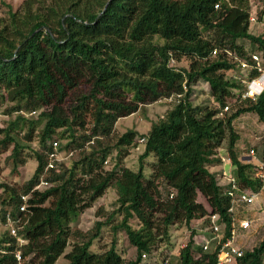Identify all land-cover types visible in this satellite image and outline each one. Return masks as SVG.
<instances>
[{
  "label": "trees",
  "instance_id": "obj_1",
  "mask_svg": "<svg viewBox=\"0 0 264 264\" xmlns=\"http://www.w3.org/2000/svg\"><path fill=\"white\" fill-rule=\"evenodd\" d=\"M256 3L257 19L264 20V0H24L16 10L8 5L0 16V109L10 116L0 124V174L3 160L15 172L25 165L26 151L37 167L22 183L0 181V222L8 212L19 216L20 195L31 193L28 220L19 230L28 239L25 264H55L68 245L67 264H142L144 252L171 244L174 226H187L191 237L180 254H170V262L215 264L219 246L204 251L197 245L194 223L200 220L203 229L207 216L217 213L227 224L223 241L230 235L231 197L210 169L220 162L217 149H227L242 188L260 184L255 162L238 150L235 120L255 113L264 125V90L255 98L233 99L246 87L234 77L237 62L225 52L248 59L264 50V31H251ZM184 57L187 65H171ZM258 75L253 71L250 78ZM199 80L210 86L209 106L191 99ZM80 86L87 90L69 103ZM171 95L165 114L141 136L146 141L138 169L126 166L138 132L115 136L117 122ZM33 110L37 118L25 114ZM55 139L77 158L47 173L50 186L31 192ZM258 157L264 160V148ZM110 188L117 192V207L110 213L100 207L105 218L92 230L73 225ZM107 225L126 233L136 258L126 261L117 239L107 249H92ZM15 250L9 231H0V264H19ZM239 264H264V239Z\"/></svg>",
  "mask_w": 264,
  "mask_h": 264
},
{
  "label": "rangeland",
  "instance_id": "obj_2",
  "mask_svg": "<svg viewBox=\"0 0 264 264\" xmlns=\"http://www.w3.org/2000/svg\"><path fill=\"white\" fill-rule=\"evenodd\" d=\"M24 0H0V16H5L8 13V5H11L15 10L20 8L23 4ZM253 14L256 16L259 10V6L256 3L253 8ZM251 31L256 32L257 34L262 33L264 31V20L253 22L251 24ZM246 42V40H244ZM188 59L184 57L180 63H176V61H171V65L178 66L180 65H187ZM228 76L231 75V72L227 73ZM87 88L84 86L78 87L74 90L72 94V100L69 103H72L75 98H77L81 93L86 91ZM191 99L195 104H202V105H211L213 104V98L210 94V86L204 80L197 81L191 93ZM169 103L171 101L167 100V98L161 99L159 101L149 103L146 105L143 110H139L138 112L120 118L116 124V132L115 136H120L128 129H134L138 132L136 140L138 142L135 147L131 150L129 156L125 159V165L131 167L133 169H138L140 162L139 156L142 154L144 149V143L140 141L142 134H146L153 121L158 120L161 116L165 114L167 109L169 108ZM235 107V106H233ZM2 116H0V124H5L7 120L10 119V116L4 114L3 108L0 109ZM29 117H38V113L35 115H27ZM235 127L241 134V138L239 140L240 144V153L247 156L249 150L252 147L256 148L257 154L262 155V151L264 148V125L259 120L258 116L255 113H245L241 115L239 118L235 120ZM33 146H37V140L33 142ZM116 151L114 152V154ZM9 153H5L3 155V159ZM65 154H63L64 157ZM27 161L25 165L20 166L16 172L13 171V165L11 161L6 162L5 160L2 161L3 170L0 174V181H12V182H19L22 183L28 180L33 172L37 167V161L33 153L26 151ZM220 156V155H219ZM77 158V154L74 157L64 159V162L70 166L73 164L75 159ZM222 158V157H221ZM224 158V156H223ZM225 161L231 163L229 153L225 157ZM223 161V159H222ZM112 162V161H110ZM108 162L106 164L107 168L112 167V163ZM114 162V161H113ZM224 162V161H223ZM100 207L106 208V211L110 213L117 207V192L115 189L110 188L103 197L99 198L92 207L86 209L80 217L73 223V225L78 226L79 229L82 231L92 230L93 226L98 220H104L105 216L99 215L98 209ZM246 208V206H245ZM251 212L249 217L254 219L255 224H260V232L253 233L251 229L250 232L246 231L242 232L240 236V241L242 242L244 248L246 249H253L255 246L259 245V242L264 238V200L262 204H256L250 207ZM113 224V223H112ZM200 220H196L194 223V228L197 230V239L200 237L201 234H206V236H211L209 230H202L200 227ZM199 228V229H197ZM4 229L2 222H0V231ZM199 235V237H198ZM191 237V229L187 226H174L172 227V236H171V244H168L164 247H161L154 252H147V258L143 259L142 264H162V260L164 259L165 249L168 254H178L180 249L184 244H186ZM117 239V244L120 250H123L125 260H131L136 258L137 251L134 246H132L129 242V239L124 231H117V233L112 230V225H107L103 228L102 236L95 241L92 249L100 250V249H107L110 247L112 241ZM199 244V242L197 243ZM71 249V246L68 245L65 252L58 258L55 264H67V259L65 254L68 253ZM177 257V256H176ZM173 261L169 264H176V259H172Z\"/></svg>",
  "mask_w": 264,
  "mask_h": 264
},
{
  "label": "built area",
  "instance_id": "obj_3",
  "mask_svg": "<svg viewBox=\"0 0 264 264\" xmlns=\"http://www.w3.org/2000/svg\"><path fill=\"white\" fill-rule=\"evenodd\" d=\"M250 19L252 22L258 21L257 16L253 13L251 14ZM216 52L217 49L213 51V53ZM225 52L237 62L238 67L240 68V71L235 73L234 77L246 87L243 92L238 91L233 99L238 96H240L241 99H246L255 98L260 95L264 90V82H260L264 76V50H256L252 52L248 59L241 58L230 50H226ZM253 71L259 72V75L255 78H250V74ZM182 95L183 93L178 94L177 98L182 97ZM166 98L169 101H173L175 96L171 95ZM227 110H229V105L224 107L221 114ZM37 113L38 112L36 110H33L25 114L35 115ZM2 115L3 114H1L0 110V116ZM140 141L144 143L146 138L142 137ZM50 143L51 149L48 151V162L45 167V171L41 174L39 182L32 188L31 192L35 190H42L50 186L51 181L47 178V173L52 169L59 170L60 164L64 162V159L71 158L74 155L73 150L69 152L62 150L59 140L55 139L50 141ZM63 154H65L64 157ZM246 157L255 162L253 172L255 178L260 184L257 189H245L240 186L239 182L232 173L226 174L224 172V176L226 175L227 177V182L224 185V192L226 195L231 197V206L229 209L231 219L229 227L230 235L225 241H223V233L227 224L221 219L220 214L212 213L207 216L209 225L202 229L204 231L209 230L211 236L207 237L206 234H201L200 237L198 235V239L196 238L197 234L195 236V243L197 244L199 242L197 245L202 247L204 251H208L213 245L219 246L215 264H239V261L245 255V252L249 250L244 248L242 242L240 241L242 232L246 231L247 234V232H250L251 229L253 230V233L260 232V224H255L254 219L249 217V215L251 212L250 207L256 204L261 205L264 200V160L258 157L255 147H252L249 150ZM222 159L223 161L226 160L225 158ZM234 168L235 166H233V169ZM30 195L31 193H22L20 195L22 199V203L20 205L21 214L19 216H12L11 213L8 212L6 214V221L3 224L4 229L9 231L10 235L16 241V250L14 253L19 264H25L26 260L23 256V247L28 243V239L20 234L19 230L28 220V200ZM263 239L264 238H262V240ZM187 243L184 244L182 248L185 247ZM178 254H180V252ZM147 255L148 253L144 252L142 254L143 259L147 258ZM170 260L171 256L169 254L164 257L162 264H169Z\"/></svg>",
  "mask_w": 264,
  "mask_h": 264
},
{
  "label": "crops",
  "instance_id": "obj_4",
  "mask_svg": "<svg viewBox=\"0 0 264 264\" xmlns=\"http://www.w3.org/2000/svg\"><path fill=\"white\" fill-rule=\"evenodd\" d=\"M256 51V50H255ZM262 82H264V76L262 77ZM237 147H238V150L240 152V144L238 142L237 144ZM228 154V151L226 148L224 147H219L217 149V156L220 158V162L215 164V165H212L210 166V169L213 171V172H216L218 174V178H219V183L221 186H224L225 183L227 182V177L226 175L224 176V172L226 174H229V173H232L233 171V166L231 167V164L228 162V161H225L224 162L222 161V158L224 156V158L226 157V155ZM241 154V153H240ZM220 155V156H219ZM243 155V154H241ZM244 156V155H243ZM222 157V158H221ZM232 163V161H231Z\"/></svg>",
  "mask_w": 264,
  "mask_h": 264
},
{
  "label": "bare ground",
  "instance_id": "obj_5",
  "mask_svg": "<svg viewBox=\"0 0 264 264\" xmlns=\"http://www.w3.org/2000/svg\"><path fill=\"white\" fill-rule=\"evenodd\" d=\"M260 82H262V81L260 80Z\"/></svg>",
  "mask_w": 264,
  "mask_h": 264
}]
</instances>
